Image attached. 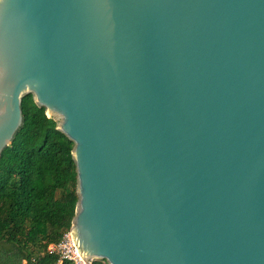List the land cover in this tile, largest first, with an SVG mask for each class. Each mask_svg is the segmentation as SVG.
I'll list each match as a JSON object with an SVG mask.
<instances>
[{
	"label": "water",
	"instance_id": "obj_1",
	"mask_svg": "<svg viewBox=\"0 0 264 264\" xmlns=\"http://www.w3.org/2000/svg\"><path fill=\"white\" fill-rule=\"evenodd\" d=\"M25 95L84 263L264 264V0H0V153Z\"/></svg>",
	"mask_w": 264,
	"mask_h": 264
},
{
	"label": "trees",
	"instance_id": "obj_2",
	"mask_svg": "<svg viewBox=\"0 0 264 264\" xmlns=\"http://www.w3.org/2000/svg\"><path fill=\"white\" fill-rule=\"evenodd\" d=\"M20 109L21 125L0 153V264H72L46 252L74 215L72 144L31 95Z\"/></svg>",
	"mask_w": 264,
	"mask_h": 264
},
{
	"label": "built area",
	"instance_id": "obj_3",
	"mask_svg": "<svg viewBox=\"0 0 264 264\" xmlns=\"http://www.w3.org/2000/svg\"><path fill=\"white\" fill-rule=\"evenodd\" d=\"M48 254H55L60 261H68L72 264H90L92 261L84 263L76 254L69 235V229L62 234L60 240L56 244L48 245L46 248Z\"/></svg>",
	"mask_w": 264,
	"mask_h": 264
}]
</instances>
